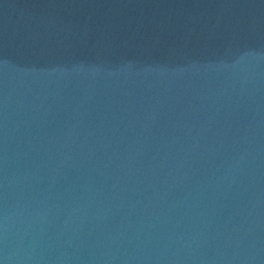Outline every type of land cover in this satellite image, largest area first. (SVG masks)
Segmentation results:
<instances>
[{
    "label": "water",
    "instance_id": "water-1",
    "mask_svg": "<svg viewBox=\"0 0 264 264\" xmlns=\"http://www.w3.org/2000/svg\"><path fill=\"white\" fill-rule=\"evenodd\" d=\"M0 264H264V0H0Z\"/></svg>",
    "mask_w": 264,
    "mask_h": 264
}]
</instances>
